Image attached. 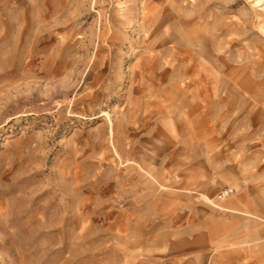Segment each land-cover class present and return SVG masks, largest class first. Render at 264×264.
Masks as SVG:
<instances>
[{"label":"rangeland","instance_id":"obj_1","mask_svg":"<svg viewBox=\"0 0 264 264\" xmlns=\"http://www.w3.org/2000/svg\"><path fill=\"white\" fill-rule=\"evenodd\" d=\"M0 264H264V0H0Z\"/></svg>","mask_w":264,"mask_h":264},{"label":"built area","instance_id":"obj_2","mask_svg":"<svg viewBox=\"0 0 264 264\" xmlns=\"http://www.w3.org/2000/svg\"><path fill=\"white\" fill-rule=\"evenodd\" d=\"M231 194H232V190L227 189V190H224L222 193H220L219 198L223 199V198L228 197Z\"/></svg>","mask_w":264,"mask_h":264},{"label":"crops","instance_id":"obj_3","mask_svg":"<svg viewBox=\"0 0 264 264\" xmlns=\"http://www.w3.org/2000/svg\"><path fill=\"white\" fill-rule=\"evenodd\" d=\"M226 211H230L231 212V210H229V209H226Z\"/></svg>","mask_w":264,"mask_h":264}]
</instances>
